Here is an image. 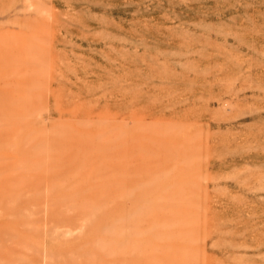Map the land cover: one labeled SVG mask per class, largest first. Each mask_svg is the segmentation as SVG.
<instances>
[{
  "label": "rangeland",
  "instance_id": "374dc122",
  "mask_svg": "<svg viewBox=\"0 0 264 264\" xmlns=\"http://www.w3.org/2000/svg\"><path fill=\"white\" fill-rule=\"evenodd\" d=\"M0 264H264V0H0Z\"/></svg>",
  "mask_w": 264,
  "mask_h": 264
}]
</instances>
